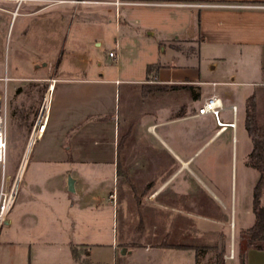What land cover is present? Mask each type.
I'll return each instance as SVG.
<instances>
[{
    "label": "crops",
    "instance_id": "obj_1",
    "mask_svg": "<svg viewBox=\"0 0 264 264\" xmlns=\"http://www.w3.org/2000/svg\"><path fill=\"white\" fill-rule=\"evenodd\" d=\"M0 1L6 4L0 6V22H18V45L38 51L44 63L66 52L45 95V129L26 150L41 89L20 82L40 77L34 69L39 61L31 59L28 73L4 75L18 84L6 95L9 119L1 157L9 144L11 156L26 162L0 229V264H107L97 258L106 249H93L89 239L102 231L112 238L118 216L122 240L111 241L107 250L134 254L139 262L110 264H213L192 242L193 230L197 237H227L225 264H264V250L243 247L253 209L252 202L251 208H238L236 184L239 136L247 144L246 159L251 149L247 98H253L257 118L264 119V0ZM96 4L102 9H92ZM96 13L107 17L108 29L116 33L107 54L100 52L102 39L83 32ZM15 50L20 61L17 44ZM149 64L159 67L147 72ZM122 73L127 77L121 79ZM122 82L140 90L130 92L117 114ZM50 90L56 92L51 101ZM211 94L223 101L224 123L232 121L231 106L237 107L235 128L198 114ZM217 140L212 172L227 169L230 191L210 181L208 149ZM244 166L247 173L254 171L247 160ZM102 171L111 178L104 189L107 208L98 219L103 230L96 228V217L81 219V211L94 214L103 204L96 192L87 191L83 174ZM114 179L121 180L120 191ZM85 220L93 223L87 229ZM165 238L172 240L150 241Z\"/></svg>",
    "mask_w": 264,
    "mask_h": 264
},
{
    "label": "rangeland",
    "instance_id": "obj_2",
    "mask_svg": "<svg viewBox=\"0 0 264 264\" xmlns=\"http://www.w3.org/2000/svg\"><path fill=\"white\" fill-rule=\"evenodd\" d=\"M6 5V4H5ZM2 1H0V6L3 7L5 6ZM101 7V8H100ZM103 5L102 4H96L93 5L92 9H102ZM71 11V10H70ZM3 14V12L0 11V15ZM70 14V13H69ZM74 15V14H73ZM96 17V18H95ZM73 18H77L74 17ZM92 18H94V21H89V23L86 22V24H84V26L86 25L87 27L84 29V34H86L88 36V38L94 39V38H98V39H102L103 42V47L100 49V52H105L107 54L108 50L112 47L113 45V41H114V36L116 35V33L114 32L113 28L112 30L108 29L107 24V17L105 19L102 18L101 14H95L94 16H92ZM17 21L14 23V21H3L0 22V74L4 75H8L10 77H12V75L14 73H28L30 70L33 69V64L31 62V59H36L37 62V66L34 69L38 70V75L40 77H37L34 80H29V79H24L22 82V84H31V85H38L40 87V92H41V102L43 100V98L45 97V95L47 94V90L48 87L51 83H53L54 78L57 77V75H59V69H58V64H59V60L60 57H62V61H61V65L63 64V59L65 57V53H61L60 51H58L57 55L54 57L53 61H49L47 63L41 62V58L39 56V54L37 52H30L29 51V47L26 46L25 44H20L18 42V38L16 36L17 34ZM129 43H132L131 41H129ZM16 44L17 46H19L21 52H20V58L21 60L16 61L15 57H16ZM38 47H36L35 50H37ZM53 50L56 48L59 50L61 48V46L59 47H55V46H50L49 49ZM63 49V48H62ZM108 57V56H107ZM111 59V58H110ZM113 62V61H112ZM113 64V63H112ZM135 77H138L139 75H137V73H134ZM127 75L122 73L120 78L124 79L126 78ZM7 78L4 76L3 78L0 79V88H1V93H0V99H1V109H0V116H1V126H2V131L4 133V129H6L7 125H8V121L7 118L9 119V115H7L6 113V109H5V103H6V95L8 93V91L10 89H12L13 85H17V82H14L12 79H9V81H6ZM140 90V86L138 84H126L124 82H122V84L119 86L118 88V94H119V106H118V110H117V114H121L123 111V104L127 99V96L130 94L131 91H134L135 93ZM56 95L55 91H51L49 92V100H52V96ZM41 104V103H40ZM5 111V112H4ZM240 128H241V122H240ZM123 131V127L120 126V133ZM30 136V135H29ZM29 140L27 143H25V150L28 146ZM220 142L219 140H217L216 142H214L208 149V153H209V172H212L214 169L215 164V159L211 158L212 156V151L214 150V147L216 145H218ZM246 142L242 141L239 139L237 141V148H238V157H237V173H236V184H237V206L240 209L242 206H244V204H246L245 206H249L251 208V202H252V193H253V187H254V183L257 179V172L248 170V173L245 171V162H246V158L243 156L245 150H246ZM15 152L13 151V149H11L9 147L8 144V148L6 149V153L5 151H3L2 154V167H1V175H0V183L1 184H5L6 188L8 190H12L13 185L15 183L21 162L23 157H18V158H13L11 155L14 154ZM243 160V161H242ZM12 165H13V169H12ZM30 168V165H29ZM12 171V176L10 178H8L9 173ZM222 173L216 175H210V181H212V179H214V183L220 182L222 184L223 187H225V189H228L230 191V185H231V177H230V173H227V169L224 167L221 170ZM29 173V169L26 172V176L24 178L23 184L21 186V190L24 187V183L27 179V175ZM110 176L108 173L102 171V173L100 174H96L93 175L91 173H84L83 174V183L84 185L87 187V191L89 192H96L98 194V198L101 199V201L103 202V204L100 206V208H98V210L93 212L89 211H81V219H89L92 217H96L97 221H95V226L97 229H104L105 223L104 221H98V219L100 218V216H103L104 214V210H106L107 208V204L106 201L104 200L106 198V193H105V187L110 184ZM21 181V178H20ZM20 181L18 184V187L20 185ZM0 184V185H1ZM114 188L117 189L118 191H120L121 188V180H117L114 179ZM92 186V187H91ZM17 187V188H18ZM90 188V189H88ZM260 200L261 203H264V187H262L261 189V196H260ZM247 218L249 217V220H251L252 218V214L250 212L249 215H246ZM84 221V223H82L84 225V227H90V224L93 223H89L88 221ZM121 221H120V216L117 217V221H115L114 226V234L111 237L108 236L107 233H105V235H103V231L101 232L102 235L100 237H90V244H94L95 246H93V249H106V250H102L100 251V255L97 256V258H99L100 260L106 262L107 264L112 263L115 261H117L118 263L122 260V259H126L129 262H139V257L135 256L134 254L132 255H125L122 254L120 249L115 253L112 251H109L107 249H111V246H109L110 242L115 240L117 242H120L121 239V234L123 233L121 231ZM212 225V224H211ZM117 226V227H116ZM195 232V230H193ZM193 232V239L192 242L195 244H198V248L199 249H203L204 252H207V257H208V263L211 262V259H214V262L216 260V256L217 254L220 252L221 249H225L226 247L229 248V241L227 239L226 236L223 237H197L195 236ZM172 239H151L150 241L156 243L159 242L161 244H165L168 242H171ZM236 241V240H235ZM99 245V246H98ZM133 245H136L135 243H133ZM235 245V244H234ZM231 248V247H230ZM123 249V248H122ZM140 249V248H138ZM141 249H144V247H142ZM144 251V250H143ZM231 251L228 253V256L230 255ZM79 262V261H78ZM213 262V263H214ZM64 263V262H63ZM80 264L82 263V261L79 262ZM37 264H41V263H37ZM45 264H48V262H46ZM65 264V263H64ZM84 264H86V262H84Z\"/></svg>",
    "mask_w": 264,
    "mask_h": 264
},
{
    "label": "trees",
    "instance_id": "obj_3",
    "mask_svg": "<svg viewBox=\"0 0 264 264\" xmlns=\"http://www.w3.org/2000/svg\"><path fill=\"white\" fill-rule=\"evenodd\" d=\"M180 48V47H177ZM157 64H149L147 72L158 68ZM245 130L251 141L247 163L257 172L252 193L253 218L242 234L244 249L264 250V203H261V189L264 187V119H258L253 108V98L245 102ZM225 249L220 250L213 264H225Z\"/></svg>",
    "mask_w": 264,
    "mask_h": 264
},
{
    "label": "built area",
    "instance_id": "obj_4",
    "mask_svg": "<svg viewBox=\"0 0 264 264\" xmlns=\"http://www.w3.org/2000/svg\"><path fill=\"white\" fill-rule=\"evenodd\" d=\"M109 56H114V52L110 51ZM43 101H44V98L35 116L33 126L30 132V136H29V143L30 142L34 143L41 136V134L43 133L45 129L47 118H48V109L47 107L43 108ZM223 109H224V105H223V101L221 97L216 94H211L203 101L201 106L198 108V114L199 115H205V114L212 115L217 125H219L220 127L229 126V127L235 128L236 120H237V107L235 105L231 106L232 121H230L229 123H224L223 121H221L220 115ZM11 191L12 190H8L6 188L5 184H1V187H0V229L5 224L9 211L14 202L15 194L13 198L11 199ZM228 257L230 258L233 257L232 251Z\"/></svg>",
    "mask_w": 264,
    "mask_h": 264
},
{
    "label": "bare ground",
    "instance_id": "obj_5",
    "mask_svg": "<svg viewBox=\"0 0 264 264\" xmlns=\"http://www.w3.org/2000/svg\"><path fill=\"white\" fill-rule=\"evenodd\" d=\"M46 105H47V97L45 96L44 97V101H43V108H45ZM1 123L2 122H1V118H0V159L2 158L1 157V153H2L3 146H4V142L2 140V126H1ZM25 162H26V157L23 159V161L21 163L19 173L17 174L15 183L13 185V188H12V191H11V199L13 198V196H14V194L16 192V189H17V186H18V183H19V180H20V177H21Z\"/></svg>",
    "mask_w": 264,
    "mask_h": 264
},
{
    "label": "water",
    "instance_id": "obj_6",
    "mask_svg": "<svg viewBox=\"0 0 264 264\" xmlns=\"http://www.w3.org/2000/svg\"><path fill=\"white\" fill-rule=\"evenodd\" d=\"M0 109H1V99H0ZM68 188L70 191H73V179L71 177L68 178Z\"/></svg>",
    "mask_w": 264,
    "mask_h": 264
}]
</instances>
